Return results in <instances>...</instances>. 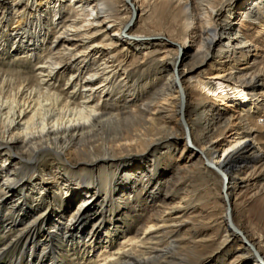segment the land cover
I'll list each match as a JSON object with an SVG mask.
<instances>
[{
	"label": "bare ground",
	"instance_id": "6f19581e",
	"mask_svg": "<svg viewBox=\"0 0 264 264\" xmlns=\"http://www.w3.org/2000/svg\"><path fill=\"white\" fill-rule=\"evenodd\" d=\"M118 1L0 0V8L9 4L11 10L5 24H0V55L15 54L31 63L39 60L32 72L0 67V221L7 230L25 227L17 240L26 237L25 229L32 232L19 258L12 260L20 264H65V248L80 250L76 253L81 255L77 257L80 261L91 259L99 249L100 255L107 252L123 234L124 241L148 243L149 247L138 254L136 245L125 250L124 241L117 242V264H189L188 258L203 243L210 250L202 264H264V231L250 235L235 221L233 208L250 202L264 207V142L253 121L243 120L250 108L258 110L264 102V68L257 69L258 46L250 49L253 40L241 28L247 20L264 27V0H241L223 20L222 8L229 0H120L122 8H117ZM158 2L180 9L185 20L182 42L167 35H155L150 40L126 35L131 29L128 24ZM127 7L129 15L125 14ZM49 10L51 21L45 17ZM57 28L60 31L48 42L49 34ZM160 43L164 51L172 53L174 62L161 70L167 72L165 92L157 93L155 99L166 92L175 96L176 107L183 110L181 114L177 109L180 126L171 123L173 108L168 104L128 105L127 100L123 105L103 106L104 100L119 91L116 82L128 81L119 56L132 50H151ZM246 54L250 58L240 64ZM216 58L225 65L216 78L229 83L215 86L206 81V87L213 86L204 92L220 98L227 108L237 106L240 114L218 126L221 115L213 113L206 119L203 141L198 143L194 122L200 116L195 114L193 119L185 111V83L191 79L199 82L204 70L195 77L193 73ZM66 71L69 78L60 89L58 81ZM119 73L123 75L121 81ZM118 95L121 97L120 92ZM201 98L198 96L196 105ZM148 125L159 137L140 142L146 145L137 151L119 154L106 145L100 154L91 151L90 156L80 158L77 162L85 165L80 170L65 168L54 160L40 164L42 155L49 151L64 159L76 143L94 146L98 138L117 141L115 146H121L127 138L151 130ZM180 128L185 132L183 138L174 132ZM222 131L229 132L231 141L218 140L217 133ZM104 134L110 137H99ZM166 136L175 144L159 147L161 155L167 153L172 162L180 160L184 167L195 160L194 164L220 176L226 204L220 235L206 237L204 230H199L197 224L202 218L189 194L180 200L171 193L159 196L162 157L152 149ZM190 142L194 146L191 150ZM179 145L181 151L175 157ZM140 190L154 206L152 212L135 230L122 228L118 218L129 202H137ZM102 193L97 207L87 203L93 200L92 195ZM51 197L54 201L48 203ZM50 205L55 207L49 215L40 212ZM8 211L13 217L5 216ZM154 228L158 230L149 235ZM127 232L133 235L126 237ZM10 246L0 248V257Z\"/></svg>",
	"mask_w": 264,
	"mask_h": 264
},
{
	"label": "rangeland",
	"instance_id": "374dc122",
	"mask_svg": "<svg viewBox=\"0 0 264 264\" xmlns=\"http://www.w3.org/2000/svg\"><path fill=\"white\" fill-rule=\"evenodd\" d=\"M6 1L8 0H1ZM241 0H229L228 3L225 4L224 9L222 8V14L221 20L225 19V14H227L228 11L232 9H237L238 5L240 4ZM5 8H0V24L4 25L6 22V16L9 15L11 12L10 6L5 5ZM117 8H122V2L120 0L116 4ZM166 7V6H165ZM163 5H161L159 2L157 3V6H153L152 8H147L146 12H142L140 16H137V18L133 21H131L128 24V28H131L130 31L126 35L128 37L138 40L140 37H145L144 39L150 40L154 39L153 36L155 35H167L169 38L175 40L176 42H182L183 36L185 34V20L182 18V14L180 12L179 8H165ZM221 8V7H220ZM130 9L127 7L125 14L129 15ZM69 12H67L68 14ZM5 16V18H4ZM52 13L49 10L48 15L46 14L45 17H49L50 21L52 20ZM64 19V18H63ZM62 19V20H63ZM248 23L246 25H242V31L246 33V35H249L252 38V44L250 49H255V46H258L259 54L255 56V63L257 66V69H263L264 68V27L262 28L259 23H253L251 20H247ZM14 22V21H13ZM131 25V26H129ZM2 27V26H1ZM4 29V27H2ZM1 29V28H0ZM128 30V29H127ZM60 31L59 28L53 30L49 34V38L47 39L48 42L52 41L56 33ZM145 35V36H144ZM152 35V36H151ZM150 36V37H149ZM2 37V34H0V38ZM1 42V41H0ZM165 46L163 43H160L156 48H153L151 50H146L144 52H135V51H129L128 54H125L123 52V57L119 56L120 61L118 63L121 64L123 70L126 71V74L128 76L127 82L123 80L121 83H117L116 93H113L112 96L108 99L104 97V107H109L111 104H119L123 105L127 103L128 105H143L145 103H153L159 102L161 105H170L173 108V118H171V123L175 124L176 126H180L178 124L179 119V110L180 108H177V100H175L174 95H169L170 92H166L162 96L161 99H155V96H157V93L165 92V81L164 78L167 75V72H161V70L165 69V66L170 64L171 62H174V56L172 53H168L164 51ZM48 50H45L43 52V55L47 53ZM120 51V50H119ZM258 52V51H257ZM122 53V52H121ZM127 53V52H126ZM251 54V53H250ZM250 54H246L242 60L239 62L244 63L245 60L250 58ZM94 56V55H93ZM19 57V56H18ZM16 58L15 54H10L8 56L0 55V67L4 70H15V69H23L24 71L32 72L34 69V64H36L39 60H33L31 63L30 59H23ZM244 59V60H243ZM225 68V65H220V60L216 58L214 61L208 62L205 66L197 69L193 76L195 77L200 71L203 72L204 70V77L198 81H187L185 83L187 87V94H188V103L185 111L188 113L190 112L192 114V118L194 119V115L198 114L200 118H196V121L194 122V126L196 129V141L198 143H202L203 137H202V131L203 128L206 126V119L208 117H211L213 113L218 111V113L221 115V120L218 121V126L223 123V121L228 120L231 118V116L239 115V108L237 106H230L229 108L225 107L222 103V100L218 97H214L211 93L205 94L204 90L207 87H212L213 85H222L224 83H229L222 81L220 78H216V75L218 72L223 71ZM206 71V72H205ZM210 71V72H209ZM214 71V72H213ZM161 72V73H160ZM160 73V74H159ZM70 72L66 71L59 79L58 85L59 88H63L66 85V82L69 78ZM88 74V71L84 72V75L86 76ZM123 76L122 74H118V80L120 77ZM194 80V78H193ZM121 81V80H119ZM206 81L211 82L212 84L209 86H205L204 83ZM119 92L121 97H119ZM202 93V94H201ZM198 96H201V102L196 105V101ZM125 99V100H124ZM108 103V104H107ZM260 109L250 108L246 114L243 115V120L245 123L249 122V120L253 121L254 127H256V133L260 137V141L264 142V117L262 115L264 114V102H261ZM254 106V105H253ZM177 109H179L177 111ZM217 109V110H216ZM181 114L183 113V110H180ZM257 111V113L255 112ZM150 117V114H148ZM201 116L203 118H201ZM242 117V116H241ZM249 119V120H247ZM149 128L151 126L148 125ZM245 130V127L243 128ZM216 130L215 132H217ZM176 132L177 136L180 138L184 137V131L182 128L180 130H174ZM166 133V132H164ZM167 133H170L169 131ZM204 133V132H203ZM157 132L151 130H145L143 131L142 135H138L135 137L127 138L128 140L122 144L121 146H115L119 145V143L113 142L112 140L108 141L102 140L101 138H98V141H96L94 146L89 143L83 142L82 145H79L76 143L75 146H73L70 150L66 152V156L64 159H59L57 155H55L52 151H49L48 154L45 153L41 157L40 164H46L49 160H54L63 165L65 168H69L72 170H80L83 166L79 164L77 161L80 160V158H85L87 154H89L91 151L100 154L102 152L103 146H112L115 148L117 153H125L129 151H137L138 149H142V147H145L144 142L147 139H156L159 136L156 135ZM218 140L221 139H227L231 141L232 137H229L228 131H222L219 134L217 133ZM99 137H110L109 135H100ZM168 136L164 137L162 141L155 145L152 151L157 150L160 155V149L159 147L163 145L172 144L174 143L173 138L170 137L169 140ZM184 140V139H182ZM177 141V140H176ZM107 143V144H105ZM190 150L193 149V144L190 142ZM201 145V144H200ZM182 145H179L176 154L174 153V156L177 157V155L180 154ZM102 148V149H101ZM111 148V149H113ZM101 149V150H100ZM179 149V150H178ZM76 150H82L84 153H76ZM179 152V153H178ZM13 153V152H11ZM89 154L88 156H90ZM162 159L159 162L160 163V180H161V186L158 190L159 196H163L166 193H171L173 197L176 200H180L182 195L189 194L190 197L194 200V205L196 206V212L198 214L200 213V217L202 220L200 223H198L199 230H204V234H206V237H213L216 234L220 235L223 233V224L224 222H221L222 216L226 209V204L224 201V195L221 193L222 188V181L220 179V176L217 175L215 172L208 170L207 168L200 167L199 164H194V161H191L189 165L183 166L184 163L179 160V162H172L171 156L167 155V153H162L161 155ZM68 160L71 162L70 165L68 164ZM24 161V160H23ZM109 165V163L107 164ZM90 167V166H89ZM36 191V190H35ZM144 191L140 190L137 193V202H129L126 205V208L124 211L125 213L120 214V218H118L119 223H121L122 228L123 227H130L132 229H136L138 226H140V222L142 223L143 219L148 215L150 212H152V204L145 199ZM3 194L0 191V199L2 198ZM93 200L89 199L87 202L90 204L93 208L98 206V202L103 198V193L99 195H92ZM45 199V198H43ZM54 201V197H51L50 200H48V203L51 201ZM192 202V203H193ZM51 207L47 206L44 210L40 211L41 213H45L49 215L51 211L54 209L53 205H50ZM234 208V217L235 221L242 226L244 229L248 231L250 235L254 234L257 231H264V207L263 205H260L259 202H250V204H245L243 207L241 204H237L233 206ZM130 210L127 213V210ZM49 211V212H48ZM48 212V213H47ZM12 215V211L6 212V217L9 218ZM13 217V216H11ZM34 218H32L33 220ZM30 221V220H29ZM44 221V220H43ZM42 221L39 223L41 224ZM28 223L25 225L27 226ZM224 225V224H223ZM40 226V225H39ZM25 228V227H24ZM24 228L21 226H16L14 229H5L2 221H0V248L4 246H10V242H12V246L9 247V249L3 254V257H0V264H9V263H19V260L16 261L12 260L15 256H17V259L20 256V251L22 247L25 245V243L30 238V229H25L26 231V237L23 236L22 238L18 239L21 235V231H24ZM37 228V227H36ZM123 230V229H122ZM158 228H154L152 233L149 235H152L154 232H156ZM182 230H185V227L182 228ZM24 232V233H25ZM131 232H127L126 237H130ZM43 238V237H42ZM124 241L123 234L120 236V238L117 239L118 243H121ZM115 242L112 244V247L107 250V252H104L100 255V249L97 250L93 257L90 259L86 257V259L82 258V261H80L81 255L77 253L75 249H68L65 248L62 251H66L64 254L66 263L65 264H117V255L118 253V243ZM149 242V241H147ZM14 243V244H13ZM124 244H126L125 250L129 249L131 246L134 247V251L136 253L140 254L141 252H144L148 247L149 244H142V243H136L134 241L127 242L124 241ZM134 244V245H133ZM210 249L206 248L204 245H200L196 248V250L193 252L195 254L194 256L188 258L191 261H187L189 264H202V258H204L208 251ZM109 251V252H108ZM100 256H98V255ZM109 254V255H108ZM112 254L114 256H112ZM108 255V256H107ZM107 256V257H106ZM106 257V258H105ZM12 260V261H11ZM261 262V261H260ZM14 263V264H15ZM205 264V263H204ZM263 264V263H262Z\"/></svg>",
	"mask_w": 264,
	"mask_h": 264
},
{
	"label": "water",
	"instance_id": "95a60500",
	"mask_svg": "<svg viewBox=\"0 0 264 264\" xmlns=\"http://www.w3.org/2000/svg\"><path fill=\"white\" fill-rule=\"evenodd\" d=\"M131 4H132V3H131ZM135 14H136V10L134 9V10H133V16H134ZM183 97H184V93H183ZM183 100H184V99H183ZM183 104H184V103H183ZM185 128H186V131H187V130H188V129H187V126H186ZM187 132H188V131H187ZM224 187H225V184L223 185V188H224Z\"/></svg>",
	"mask_w": 264,
	"mask_h": 264
}]
</instances>
